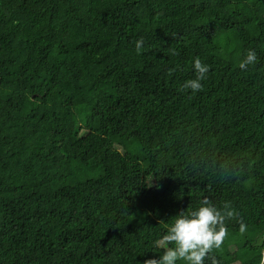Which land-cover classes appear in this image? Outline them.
I'll list each match as a JSON object with an SVG mask.
<instances>
[{"label": "trees", "instance_id": "trees-1", "mask_svg": "<svg viewBox=\"0 0 264 264\" xmlns=\"http://www.w3.org/2000/svg\"><path fill=\"white\" fill-rule=\"evenodd\" d=\"M205 201L259 264L264 0H0V264H144Z\"/></svg>", "mask_w": 264, "mask_h": 264}, {"label": "clouds", "instance_id": "clouds-1", "mask_svg": "<svg viewBox=\"0 0 264 264\" xmlns=\"http://www.w3.org/2000/svg\"><path fill=\"white\" fill-rule=\"evenodd\" d=\"M142 40L135 42L137 49L141 48ZM257 61L256 52L248 50L240 68L246 69ZM193 69L196 78L184 84L185 89L193 92L202 88L201 81L206 78L208 66L198 58L193 60ZM224 216L221 212L205 201L197 210L189 213H181L168 226L167 233L156 244L164 248L163 255L159 258L146 259L144 264H205L215 249H219L223 243L226 231L223 228ZM259 264H264V250L261 252Z\"/></svg>", "mask_w": 264, "mask_h": 264}]
</instances>
